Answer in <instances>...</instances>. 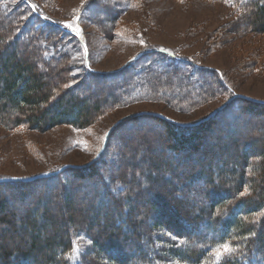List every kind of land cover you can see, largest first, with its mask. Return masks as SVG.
I'll return each mask as SVG.
<instances>
[{
  "label": "rangeland",
  "instance_id": "obj_1",
  "mask_svg": "<svg viewBox=\"0 0 264 264\" xmlns=\"http://www.w3.org/2000/svg\"><path fill=\"white\" fill-rule=\"evenodd\" d=\"M23 1L0 2H8L25 23L39 29L42 35L37 45L46 46L42 60L48 70L61 62L59 53H64L71 74L78 76L69 86L82 80L73 94L88 95L90 105L98 100L102 105L111 101L112 106L85 127L60 124L40 131L25 123L12 128L0 123V178L26 180L71 166L95 167L100 175L111 173L114 178L122 169L129 173L141 170L144 175L150 165L158 170L150 173L149 193L141 189L143 178L136 181L129 195L131 201L137 198L139 202L128 214L107 195L99 174L78 179L58 173L61 180L67 179L62 192L69 195V202L58 192V179L40 182L45 178H38L34 181L40 183L24 189L0 186V200L5 199L7 206L2 215L12 224L2 226L6 235L0 238V246L29 247L24 218L33 216L37 201L50 208L52 217L78 212L75 220L91 225L95 232L109 235L115 233L114 228L122 230L124 244L114 253H136V231L142 232L158 212L181 231L198 225L194 233L201 234L207 218L198 224L192 218L210 199L203 181L218 169L221 176L223 170H238L241 153L264 149V111H248L246 105L264 101V33L249 26L247 15L237 17L246 0H28L42 19ZM1 14L0 23L8 18L5 11ZM66 27L79 37L66 33ZM240 30L243 35L238 34ZM25 38L17 41L20 52ZM46 52L53 54L46 58ZM160 120L180 128L203 122L212 125L202 132L199 151L185 148L171 155L164 141L172 138ZM103 142L104 151L95 160ZM248 144L253 146L248 148ZM123 152L126 157L121 160ZM191 174L200 178L186 189L182 184ZM124 178L126 185L131 184L128 175ZM177 199L185 210L178 211ZM100 208L111 214L114 228L105 216L95 219ZM176 211L180 218H175ZM137 218L141 224L133 227L130 221ZM209 226V236L221 233L220 224ZM215 250L198 264L217 261ZM165 260L162 264H188L172 257Z\"/></svg>",
  "mask_w": 264,
  "mask_h": 264
},
{
  "label": "trees",
  "instance_id": "obj_2",
  "mask_svg": "<svg viewBox=\"0 0 264 264\" xmlns=\"http://www.w3.org/2000/svg\"><path fill=\"white\" fill-rule=\"evenodd\" d=\"M239 10L237 17L247 15L249 26L258 33H264V0L243 1V6ZM4 11L8 18L0 23V123L2 125L12 128L25 123L40 131L60 124L85 127L102 111L112 106L111 101L102 105L98 100L90 105L88 95H74L73 91L81 88L82 80L69 86L78 76L71 74L68 57L64 53H59L62 56L57 58L63 59L54 65L55 68L48 70V64L42 60V52L46 51L44 48L46 46L44 43L42 47L37 45V42H41L42 35L39 29H32V24L25 23L20 15L10 9L8 2H0V15ZM238 34L243 35V31H238ZM22 38H25V41L21 42L24 48L20 52L17 41ZM50 54L53 53L46 52V58ZM112 101H117L115 95ZM246 105L249 107L248 111L255 109L264 111V104L246 102ZM160 121L172 138L171 142L164 141L171 155L185 148L199 151L198 145L203 139L202 132L212 125V122H203L180 128L167 121ZM252 146L253 144L247 145L248 148ZM241 156L242 161L238 170L235 167L223 170L221 176L218 169L214 176L210 174L211 176L203 181L210 199L206 206L196 209L192 218L197 224L202 222L203 218H207L201 234L194 233L198 225L181 231L180 226L164 221L165 214L158 212L151 216V224L146 225L142 232L136 231V253L121 254L118 251L124 244V234L122 235V230L114 228L110 213L105 214L100 208L95 215V219L99 216L103 219L105 216L113 226L115 233L105 235L103 231H93L91 225L77 222L75 219L77 217L79 219L80 216L78 212L72 211L68 217L61 215L52 217L48 215L50 208L37 201L33 216L28 215L24 218V228L28 229L26 231L30 239L29 247L18 245L11 249L2 244L0 264H162L167 262L166 257L188 264H198L206 262L217 245L224 242H228L234 251L228 254L226 259L219 262L214 260V263L212 261L213 264H264V149L256 154L245 151ZM124 157H126L125 152L121 154V160ZM186 158V160L190 159L189 154ZM145 168L147 171L145 175L141 170L135 169L129 173L122 169L120 174L115 175L116 178L111 173L100 175L101 171H96L95 167L68 168L63 172L70 173L78 179H87L99 174L100 184L107 195L112 197L118 208L128 214L130 208L136 209V204L139 202L137 198L131 201L129 195L132 188L136 187V181L143 178L141 189L149 193L152 176L150 173L155 174L158 170L153 165ZM124 175L129 176L131 184L126 185ZM225 175H229L226 180ZM199 178L193 177L192 174L187 175L182 185L190 189L194 179L199 181ZM52 179H58L61 183L58 192L63 193L64 201H71L69 195L65 191L62 192L66 188L67 179L61 180L57 174L39 181ZM39 181L1 182L0 186L24 189L34 183H40ZM246 185L249 192L241 196L240 193L244 191ZM218 189H221V192ZM113 192L116 194H112ZM182 203L180 200L176 201L178 211L185 210ZM152 205L156 208L154 204ZM6 207L5 199L0 200L1 239L6 235L2 226L9 223L12 225L11 221L2 215ZM175 214V218H178L177 211ZM178 220L174 221L178 223L180 222ZM211 222L215 226L221 225L219 235H208ZM130 223L133 227H138L141 221L137 218L132 219ZM55 224L58 227L53 229ZM169 232L174 237H171ZM143 238L145 241H142ZM192 239H195L194 243L191 242ZM116 249L118 251L114 253Z\"/></svg>",
  "mask_w": 264,
  "mask_h": 264
},
{
  "label": "snow or ice",
  "instance_id": "obj_3",
  "mask_svg": "<svg viewBox=\"0 0 264 264\" xmlns=\"http://www.w3.org/2000/svg\"><path fill=\"white\" fill-rule=\"evenodd\" d=\"M141 43H143L141 41ZM249 192V188L246 185L243 192L240 193L241 196H245ZM255 235V233H253ZM80 239H83V237H80ZM75 243V242H73ZM234 251L233 247L228 243L224 242L223 244H218L215 250V256L217 261H221L223 259H226L228 257V254L232 253Z\"/></svg>",
  "mask_w": 264,
  "mask_h": 264
},
{
  "label": "water",
  "instance_id": "obj_4",
  "mask_svg": "<svg viewBox=\"0 0 264 264\" xmlns=\"http://www.w3.org/2000/svg\"><path fill=\"white\" fill-rule=\"evenodd\" d=\"M254 101H256V102H259V103H264V101H257V100H254ZM224 105H222L221 107H219V108H217V109H215L214 111H213V113H211V114H214V113H216L217 111H219L222 107H223ZM116 124H117V122H116ZM115 124V125H116ZM115 125L113 126V127H111L110 129H109V131H108V133L115 127ZM108 133H107V135H108ZM107 138V137H106ZM105 138V141L107 140ZM105 144V142H103V145ZM74 166H71V168H73ZM77 167H81V166H77ZM60 171V170H59ZM36 178V177H35ZM13 180H19L18 178H12ZM32 179H34V178H32ZM26 180H29V179H26Z\"/></svg>",
  "mask_w": 264,
  "mask_h": 264
},
{
  "label": "bare ground",
  "instance_id": "obj_5",
  "mask_svg": "<svg viewBox=\"0 0 264 264\" xmlns=\"http://www.w3.org/2000/svg\"><path fill=\"white\" fill-rule=\"evenodd\" d=\"M215 114H216V113H215ZM215 114H214V115H215ZM140 115H141V114H140ZM145 115H146V114H145ZM144 117H145V116H144ZM152 117H153V115H152ZM155 117H157V116H155ZM158 118H159V117H158ZM169 122H170V121H169ZM119 123H120V121H119ZM119 123H118V124H119ZM185 125H186V124H185ZM115 127H116V126H115ZM183 127H185V126H183ZM113 129H114V128H113ZM113 129H112V130H113ZM93 162H94V161H93ZM93 162H92V163H93ZM82 165H83V164H82ZM81 167H82V166H81Z\"/></svg>",
  "mask_w": 264,
  "mask_h": 264
}]
</instances>
